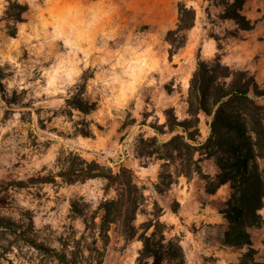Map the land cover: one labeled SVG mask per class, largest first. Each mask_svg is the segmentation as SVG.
Listing matches in <instances>:
<instances>
[{
    "label": "rangeland",
    "instance_id": "rangeland-1",
    "mask_svg": "<svg viewBox=\"0 0 264 264\" xmlns=\"http://www.w3.org/2000/svg\"><path fill=\"white\" fill-rule=\"evenodd\" d=\"M11 2L28 6L22 22L7 17ZM234 2L0 0V217L14 224L0 228V264H67L64 251L73 264H141V236L151 224L180 242L186 264L240 261L242 250L221 241L236 189L217 187V158L192 149L209 139L212 117L200 113L190 139L180 128L171 132L166 115L192 118L189 90L201 61L219 57L264 88V0H244L238 19L228 17ZM181 6L195 10L194 24L169 35ZM79 94L96 109L71 107ZM258 102L264 107V98ZM176 134L191 147L171 159L165 142ZM75 155L134 173L144 194L136 237L117 224L104 234L100 205L116 196L105 178L58 176ZM259 212L264 217V201ZM251 234L264 257V223Z\"/></svg>",
    "mask_w": 264,
    "mask_h": 264
},
{
    "label": "trees",
    "instance_id": "trees-1",
    "mask_svg": "<svg viewBox=\"0 0 264 264\" xmlns=\"http://www.w3.org/2000/svg\"><path fill=\"white\" fill-rule=\"evenodd\" d=\"M244 0H235L229 10L228 17L238 19L244 5ZM28 6L11 2L6 15L15 23L23 21V14ZM195 10L192 7L181 6L177 29L169 32H184L193 26ZM247 24L245 29H251ZM264 98V88L257 83L253 75L247 71H236L224 64L221 58L212 61H201L194 72L189 90V114L192 118L179 121L172 109L166 111L168 126L173 132L181 129L190 139H194L191 128L199 121V114L205 113L212 117L210 122L211 135L201 149L193 146V154L199 150L200 155L207 149L209 156L217 158L221 170L218 186L230 182L235 188L230 201V209L223 210L230 220L229 229L221 237L222 244L237 250H242V257L236 264H264V257L259 255L253 245L251 230L261 228L264 217L259 212L264 201V107L258 101ZM68 104L89 114L96 109V104L82 95H74L68 99ZM194 120V121H193ZM158 130V129H157ZM82 134L89 135L83 131ZM165 146L171 147L169 157H182L184 147L189 148L182 134L174 135ZM191 147V146H190ZM178 156L174 155V152ZM191 155V154H190ZM192 161L194 156L189 157ZM181 173L189 172L182 171ZM58 176L66 183L83 182L91 178L103 177L109 187H113L116 196L104 200L100 205L104 234L108 236L111 224L121 227L123 234L132 239L138 235L135 226L137 213L144 199L143 190L139 186L134 173L126 167H121L116 173L105 170L97 162H88L80 155H75L62 169ZM216 188L211 190L215 192ZM14 224L0 217V228H11ZM155 225V230L148 233ZM161 224H151L141 236L143 243L139 253L141 264H186L183 247L178 240H167ZM31 246H40L34 238L27 239ZM50 251V250H49ZM68 253L59 254V259L67 264L75 263V256L67 260Z\"/></svg>",
    "mask_w": 264,
    "mask_h": 264
}]
</instances>
